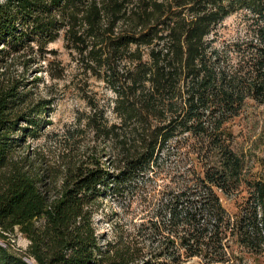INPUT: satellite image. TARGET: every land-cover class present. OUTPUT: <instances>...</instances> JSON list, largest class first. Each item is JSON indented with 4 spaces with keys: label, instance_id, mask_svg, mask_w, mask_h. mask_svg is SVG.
<instances>
[{
    "label": "trees",
    "instance_id": "16d2710c",
    "mask_svg": "<svg viewBox=\"0 0 264 264\" xmlns=\"http://www.w3.org/2000/svg\"><path fill=\"white\" fill-rule=\"evenodd\" d=\"M233 14L243 34L218 43L217 26ZM59 37L78 73L112 93L117 123L108 125L80 87L85 124L114 144L117 163L108 169L92 156L67 163L56 188L40 166L15 155L37 136V110L49 100L28 105L24 81L8 70L17 62L26 70L37 56L51 78H62L63 66L48 57ZM2 67L0 264H131L133 243L98 231L99 201L178 153L191 155L190 164L158 190L136 229L150 244L146 262L199 256L236 264L235 248L264 252V168L247 169L227 127L248 100L264 104V0H0ZM15 231L28 239L24 250L12 246Z\"/></svg>",
    "mask_w": 264,
    "mask_h": 264
},
{
    "label": "rangeland",
    "instance_id": "374dc122",
    "mask_svg": "<svg viewBox=\"0 0 264 264\" xmlns=\"http://www.w3.org/2000/svg\"><path fill=\"white\" fill-rule=\"evenodd\" d=\"M217 31L218 43L243 34L240 16L233 14L227 17L217 26ZM48 48L55 51L48 57L58 61L64 68L62 78H51L46 71V61L41 62V58L37 56L36 63L26 70L18 62L14 63L9 68L8 75L24 81L19 90L27 93L28 105L41 103V99L49 100L47 110L42 113L40 108L37 110L40 119L37 136H27L15 155H25L34 165L40 166L41 174L46 176L48 184H56L55 187L58 188L62 170L67 163L77 162L86 156L100 159L108 169H114L117 163L114 144L103 142L85 124L90 111L80 87L83 86L86 93L104 110L108 125L117 123V119L111 110V91L102 81L78 73L64 47L62 37L49 43ZM1 70H4L3 67ZM24 107L21 108L22 111ZM21 123L26 125L25 122ZM227 127L232 133V146L236 152L244 155L247 169L252 172L263 169L264 104L248 100L239 114L228 121ZM190 157L186 153L172 154L162 167H157L154 173L148 174L149 178L144 176L122 194H109L99 201L101 203L95 213L98 231L107 241L116 240L119 236L131 241L135 248L131 264H151L146 262L153 258L149 250L150 244L143 235L136 232L137 226L147 219L152 202H158V190L190 164ZM223 202L229 210H234L227 203L230 202L229 199L223 198ZM10 237L13 248L19 251L26 248L28 239L19 231H15ZM235 252L241 256L236 264H264V252L257 254L240 251V247L235 248ZM179 264L215 263H206L199 256H192Z\"/></svg>",
    "mask_w": 264,
    "mask_h": 264
},
{
    "label": "water",
    "instance_id": "95a60500",
    "mask_svg": "<svg viewBox=\"0 0 264 264\" xmlns=\"http://www.w3.org/2000/svg\"><path fill=\"white\" fill-rule=\"evenodd\" d=\"M30 263L35 264V262L32 259H27Z\"/></svg>",
    "mask_w": 264,
    "mask_h": 264
}]
</instances>
